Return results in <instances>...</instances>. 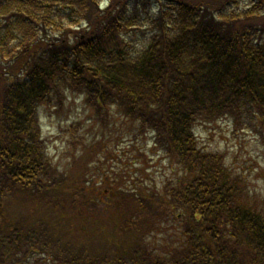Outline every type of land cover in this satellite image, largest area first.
Returning <instances> with one entry per match:
<instances>
[{
	"label": "trees",
	"instance_id": "16d2710c",
	"mask_svg": "<svg viewBox=\"0 0 264 264\" xmlns=\"http://www.w3.org/2000/svg\"><path fill=\"white\" fill-rule=\"evenodd\" d=\"M70 94L105 123L118 108L177 175L109 186L100 219L93 197L59 206L69 177L38 110ZM221 117L264 145V0H0V264H264V193L197 141L196 121ZM14 197L59 212L13 215ZM166 213L179 231L156 244Z\"/></svg>",
	"mask_w": 264,
	"mask_h": 264
},
{
	"label": "rangeland",
	"instance_id": "374dc122",
	"mask_svg": "<svg viewBox=\"0 0 264 264\" xmlns=\"http://www.w3.org/2000/svg\"><path fill=\"white\" fill-rule=\"evenodd\" d=\"M38 118L52 161L69 177L67 184L70 185L63 189L59 206H65L72 196L93 197L99 202L91 207L89 215L100 219L106 214L100 201H105L110 194L109 186L122 187L126 192H159L166 180L177 175L176 164L169 162L153 146L150 133L136 129L137 123L122 115L115 106L110 107L105 123L84 103L83 97L70 94L61 107L41 105ZM194 130L203 149L217 150L251 189L264 193V145L253 131L235 127L228 117L196 121ZM74 191H79V195H73ZM79 200L77 197L76 213L82 212L78 209ZM8 210L13 215L23 212L45 216L47 211L57 215L59 207L53 202L47 204L43 200L14 197ZM64 213L65 217L71 214L68 209ZM82 217H79L78 226L89 229L91 225L82 221ZM57 219L60 223L66 221L60 217ZM155 222L161 224L156 232V244V239L164 242L167 236L175 238L179 231L178 221L167 213L159 215ZM67 224L77 223L69 221Z\"/></svg>",
	"mask_w": 264,
	"mask_h": 264
}]
</instances>
